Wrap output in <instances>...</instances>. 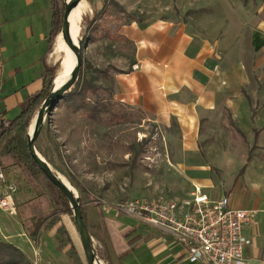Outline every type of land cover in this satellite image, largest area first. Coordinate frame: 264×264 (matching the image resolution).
<instances>
[{
    "label": "crops",
    "instance_id": "1",
    "mask_svg": "<svg viewBox=\"0 0 264 264\" xmlns=\"http://www.w3.org/2000/svg\"><path fill=\"white\" fill-rule=\"evenodd\" d=\"M53 11L54 0H0V114L11 121L43 87L46 66L58 61L59 44L50 49L49 42ZM115 33L132 52L107 54L117 68L113 98L178 127V165L195 170L193 185L214 198L228 196L234 208L257 210L244 226L252 240L244 255L247 264H264V17L221 37L200 36L171 19L133 20ZM1 159L7 172L11 156ZM219 170L226 189L215 195L208 186ZM86 212L89 230L98 228L116 258L109 264H201L165 230L129 213L105 204Z\"/></svg>",
    "mask_w": 264,
    "mask_h": 264
},
{
    "label": "rangeland",
    "instance_id": "2",
    "mask_svg": "<svg viewBox=\"0 0 264 264\" xmlns=\"http://www.w3.org/2000/svg\"><path fill=\"white\" fill-rule=\"evenodd\" d=\"M66 1L59 0V3L63 6ZM104 4L103 9H97ZM263 6L264 0L80 2L79 18L73 20L81 33L80 38L88 41L82 70L86 78H96L95 83L101 88L95 93L89 91L86 102L93 101L98 95L108 99L106 102L110 110L95 119L84 109H75L74 103L67 104L60 100L51 114H47L36 147L51 168L70 184L87 210L95 211L102 204L112 208L111 204L121 200L188 198L196 174L195 170L178 165L181 159V133L176 125L165 127L142 109L111 98L114 90L113 74L117 68L113 69L115 65L111 64L112 58L107 54L119 57L130 56L132 52L129 43L119 42L116 29L133 20L171 19L181 22L186 29L200 36L221 37L233 26H256L259 19L264 17ZM96 12L100 16L91 31L87 26ZM57 42L59 51L55 56L58 61L64 57V61L72 49L65 43L61 32ZM85 64L87 67H84ZM30 127L27 130L15 129L10 136L22 135L27 139ZM4 144L3 141L0 143V158L4 155ZM10 156L11 161H6L9 164L8 177L17 182L19 191L14 213L0 209V240L20 247L32 264H88L72 208L56 207L55 191L45 176L36 169L34 173L29 165L19 163L18 158ZM223 172L216 171L220 179L208 186L215 195L225 192L226 175L222 176ZM210 174L215 176V172L210 171ZM203 182L209 184L210 181L203 179ZM219 188L223 191L219 192ZM33 217L45 221L38 241L29 236L23 223ZM55 218L60 222L51 228ZM51 230L53 233H50ZM89 231L91 249L95 255L104 264H109V259L116 260L106 251L103 235L98 228L91 225ZM69 237L74 241L73 248ZM65 245L66 249L63 248ZM114 260H111V264H117ZM4 262L0 257V264ZM19 264H27V261L23 260Z\"/></svg>",
    "mask_w": 264,
    "mask_h": 264
},
{
    "label": "built area",
    "instance_id": "3",
    "mask_svg": "<svg viewBox=\"0 0 264 264\" xmlns=\"http://www.w3.org/2000/svg\"><path fill=\"white\" fill-rule=\"evenodd\" d=\"M10 125L11 120L0 114V130ZM18 191L17 182L8 177L0 158L1 210L15 212ZM111 206L165 230L186 247L193 262L247 264L244 252L252 240L244 234V226L255 218L257 210L234 208L228 196L214 198L203 186L194 185L188 198L121 200Z\"/></svg>",
    "mask_w": 264,
    "mask_h": 264
},
{
    "label": "trees",
    "instance_id": "4",
    "mask_svg": "<svg viewBox=\"0 0 264 264\" xmlns=\"http://www.w3.org/2000/svg\"><path fill=\"white\" fill-rule=\"evenodd\" d=\"M65 7L66 4L63 6L60 5L59 0H54V11H53V19H52V27L50 32V49H53L56 45L58 36L62 31L63 23H64V14H65ZM100 14L95 13L94 17L87 29L93 30L95 26V21L99 18ZM84 19V18H83ZM64 57L56 62L54 65H47L46 69L43 73V87L41 90L36 92L35 94L31 95L23 104L21 113L11 121V125L7 128H3L0 130V143L3 141L5 144L4 147V154L6 155H13L18 158L19 163H25L29 165L31 171L36 169L38 173L45 176L48 180L51 187L54 189L55 194V205L63 206L64 208L71 209L70 201L66 194L57 186H55L45 175V173L41 170L39 165L36 161L32 158L29 150H28V142L27 139L22 135L17 136H10L11 132L15 129L21 128L22 130L26 129L31 126L32 122L35 120L39 110L42 107L44 100L49 96L51 90L54 86V81L58 75V71L62 65ZM84 67H87L86 64ZM96 78H86L84 75V71L81 69L80 75L78 80L76 81L75 85L67 90L64 95L62 96L61 100L69 103H74L75 109L80 110L84 109L89 116L92 118L98 119L101 113L109 111L108 104L106 100L107 98H100L98 95L94 98L91 102H86L88 97L87 93L90 92H98L101 88L95 83ZM111 98H113V93L111 94ZM59 101L53 105L48 112V115L51 114L53 109L57 106ZM50 118L48 117V120ZM35 173V172H34ZM89 195V194H88ZM93 198L91 195H89ZM81 203V201H80ZM82 212L84 221L88 227V216L85 207L82 205ZM58 212L56 211V214ZM44 220L33 217L29 222L26 220L23 221L25 228L28 231L29 236H31L35 241H38L40 238V234L42 228L44 227ZM59 223V219L55 218L52 223L51 227L55 226ZM60 229V228H59ZM70 246L73 248L75 244L71 237L68 238ZM0 257L3 258L5 261L4 264H19L21 261L26 260L27 264H32V262L27 258L26 254L18 248L16 245L4 242L0 240Z\"/></svg>",
    "mask_w": 264,
    "mask_h": 264
},
{
    "label": "water",
    "instance_id": "5",
    "mask_svg": "<svg viewBox=\"0 0 264 264\" xmlns=\"http://www.w3.org/2000/svg\"><path fill=\"white\" fill-rule=\"evenodd\" d=\"M82 0H68L66 1V7H65V14H64V23L62 27V37L67 43L71 49L75 52V64L71 71V76L69 80L58 90H55V85L53 86L51 93L49 96L44 100L41 109L39 110L35 121H34V128L32 134L29 132L27 135L28 139V150L32 156V158L36 161V163L39 165L41 170L45 173V175L48 177V179L58 188H60L68 197L70 201V206L73 210L74 219L77 223V226L79 228L80 235L83 240V245L85 248V251L87 253V259L88 264H94V255L95 252L91 249V233L89 231V228L87 227L83 212H82V206L80 203L79 196L75 193V191L66 184L61 176L55 172L50 164L46 161V159L37 151L36 147V141L38 136L41 133L43 123L45 122V119L47 117V114L49 112V109L55 104L61 100L64 93L71 89L76 81L78 80V77L80 75L83 63H84V50L88 46V41L84 40L83 38H80L79 45L77 46L74 42V38L71 32V21L70 16L73 11V9L81 2ZM57 78V77H56ZM55 83V81H54Z\"/></svg>",
    "mask_w": 264,
    "mask_h": 264
},
{
    "label": "bare ground",
    "instance_id": "6",
    "mask_svg": "<svg viewBox=\"0 0 264 264\" xmlns=\"http://www.w3.org/2000/svg\"><path fill=\"white\" fill-rule=\"evenodd\" d=\"M79 15H80V3L73 9L72 13H71V16H70V21H71V32H72V35H73V38H74V41L76 42V45L78 46L79 45V40H80V31L79 29L77 28V25L75 23V21L73 20V18L75 20H78L79 18ZM69 48V47H68ZM75 57H76V54L75 52L72 50L71 51V54L62 62V65L58 71V76L57 78L55 79V90H58L60 89V86L62 87L70 78L71 76V71H72V68L75 64ZM72 62V63H71ZM71 63V64H70ZM70 64V66L67 68V66ZM33 128H34V125H32L30 127V130L29 132L32 134L33 132ZM62 178V177H61ZM63 179V178H62ZM63 181L68 184L64 179ZM70 186V184H68ZM71 187V186H70ZM94 264H104L96 255H94Z\"/></svg>",
    "mask_w": 264,
    "mask_h": 264
}]
</instances>
